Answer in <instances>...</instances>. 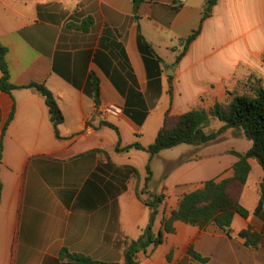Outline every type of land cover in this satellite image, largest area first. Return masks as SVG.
Wrapping results in <instances>:
<instances>
[{"label":"crops","instance_id":"obj_1","mask_svg":"<svg viewBox=\"0 0 264 264\" xmlns=\"http://www.w3.org/2000/svg\"><path fill=\"white\" fill-rule=\"evenodd\" d=\"M205 3L144 0L135 11L131 0H0V42L8 50L10 82L20 86L0 91V132L13 111L2 138L0 264H72L69 254L98 264H123L124 242L136 240L149 223V208L143 203L148 193L164 196L152 225L153 235L158 234L162 217L185 193L164 191L163 175H169L155 178L153 163L161 151L148 158L152 176L145 187L131 149L115 150L118 140L121 147L139 142L154 112L164 120L167 109L176 115L228 101L231 93L244 86L247 90L251 79H261L264 86V0H217L200 33L174 64L184 40L199 27ZM139 33L161 59L159 84H149L137 46ZM91 73L99 80L98 105L89 94ZM31 83L44 85L56 98L63 115L59 137L43 96L21 87ZM169 86L172 100L161 103ZM126 97L143 101L149 109L141 124L123 113ZM110 105L121 113H98ZM102 123L112 124L118 133ZM121 126L137 139L123 144ZM235 161L213 179L232 176ZM249 164L239 197L242 205L258 165L254 159ZM263 175L256 182L254 205L243 206L250 212ZM249 227L263 230L252 213L247 218L235 215L229 232L213 224L199 229L176 221L174 232L159 245L140 250L137 260L264 264V244L247 247L239 236ZM189 246L206 261L193 259Z\"/></svg>","mask_w":264,"mask_h":264},{"label":"trees","instance_id":"obj_2","mask_svg":"<svg viewBox=\"0 0 264 264\" xmlns=\"http://www.w3.org/2000/svg\"><path fill=\"white\" fill-rule=\"evenodd\" d=\"M131 1L136 11L144 0ZM216 2L217 0H206L201 23L184 40L182 51L176 57L175 65L186 53L188 45L200 33L203 20L211 14ZM137 46L147 70L149 84H159L161 73L159 63L161 59L140 33L137 38ZM7 51V47L0 42V91L9 93L20 86L13 85L10 82L9 68L6 61ZM255 81L257 85L252 83L253 92L234 94L228 101L215 102L207 109H191L176 115H171L169 109H167L162 126L159 128L153 142L147 146L134 142L121 147L120 140H118L115 147L117 152L128 151L129 149L142 150L148 153L150 159L160 151L180 144H207L217 139L227 129L240 132L247 140L251 141L250 148L243 153L230 151L237 158L231 167L232 176L221 180L213 178L206 180L200 188L183 194L177 207L171 210L168 215L162 217L161 228L156 236L152 233V225L164 196L163 194L148 193L147 198L143 199V203L149 208V223L136 240H126L124 242L123 264H140L137 260V253L140 250H145L150 246L155 247L162 243L166 234L174 232V223L176 221H181L199 229H205L213 224L229 232L235 215L247 218L252 213L262 221L263 230L256 232L249 227L241 230L239 236L244 240V244L247 247L255 248L264 244V175L259 184L258 202L252 212L243 207L239 199L241 189L251 170L249 159H254L264 174V86L261 79H256ZM89 85V94L95 104L98 105L99 80L94 73L89 75ZM21 87L33 88L43 96L55 135L59 137L58 126L63 121V115L53 94L42 84L31 83ZM168 94L172 100L171 86H169ZM148 110L143 101L137 102L134 97H126L123 113L136 124H141L144 121ZM12 116L13 111L0 132V163L2 158V138ZM211 119H218L223 124L217 130L207 132L204 129L209 126ZM102 124L113 128L118 133L116 127L112 124ZM146 172L145 187L152 176L149 163L146 165ZM1 189L0 181V199ZM142 193H145L144 189ZM137 195L140 197V194ZM187 253L201 263L206 261V258L195 252L192 246L187 248ZM68 257L72 264H98V262L91 260L89 257L79 254H69ZM167 259H170V253L167 255Z\"/></svg>","mask_w":264,"mask_h":264},{"label":"rangeland","instance_id":"obj_3","mask_svg":"<svg viewBox=\"0 0 264 264\" xmlns=\"http://www.w3.org/2000/svg\"><path fill=\"white\" fill-rule=\"evenodd\" d=\"M250 82L257 85V82L254 79H251ZM250 82L248 83L249 86L247 90H245L244 86V89L237 93H231V96L234 94H248L253 92V88H250ZM166 100L170 101L171 97L167 95L161 103ZM162 122L163 116L159 111L152 113L142 127V138L140 140L133 137V132H131L129 128L121 126L123 129L122 143L124 144L125 142H130L134 139H137L141 144L152 143L154 140L155 129H157ZM222 124L223 123L218 119H211L209 126L204 130L207 132L217 130ZM110 132L115 134L113 131ZM250 146L251 142L243 135H239L235 130H230L228 133L223 132L217 137V139L207 144L177 145L170 149H166L165 151H161L160 157L154 160L153 169L155 172V178L160 177L162 173L169 175L167 179L166 176L163 175V185L165 186L164 191H168L172 195L190 192L200 187L202 182L218 175L236 160V156L231 154L230 151L243 153L248 150ZM130 153V156H132L131 159L135 164L140 177H146V165L149 163L148 153L137 149H131ZM187 158H193V161L185 163V159ZM256 166V169L252 172L247 182V188L243 198V204L246 206L254 205L257 189L256 182L259 174L263 175L260 166ZM177 182H180L181 186H176L175 183Z\"/></svg>","mask_w":264,"mask_h":264},{"label":"built area","instance_id":"obj_4","mask_svg":"<svg viewBox=\"0 0 264 264\" xmlns=\"http://www.w3.org/2000/svg\"><path fill=\"white\" fill-rule=\"evenodd\" d=\"M98 113L101 115V116H108V115H111V116H116V115H119L121 113V109L117 106H114V105H110V106H103L99 109Z\"/></svg>","mask_w":264,"mask_h":264}]
</instances>
